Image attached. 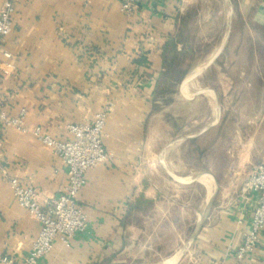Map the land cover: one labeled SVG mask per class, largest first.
Instances as JSON below:
<instances>
[{
    "label": "crops",
    "instance_id": "0c3cea01",
    "mask_svg": "<svg viewBox=\"0 0 264 264\" xmlns=\"http://www.w3.org/2000/svg\"><path fill=\"white\" fill-rule=\"evenodd\" d=\"M212 1L139 0L138 9L126 13L122 0H16L14 29L6 38L12 58L0 70V100L11 116L27 110L29 130L0 125V255L9 259L0 264H22L41 228L19 205L11 179L33 186L45 211L67 184L62 159L32 130L41 126L57 139H71L68 125L92 124L102 110L107 112L103 142L111 158L87 172L78 196L87 214L86 229L77 232L69 246L57 240L38 264L158 262L149 257L166 258L161 264L173 258L171 264H264V232L251 256L236 258L255 198L242 188L254 165L264 161L253 147L239 159L236 152L231 154L224 168L214 155L209 171L200 173L199 178L209 177L215 196L208 213L196 220L193 233L182 242L180 258L179 251L172 257L159 251L157 228L147 231V226L174 224V206L167 205L158 169L166 170L167 162H174L176 144L200 143L215 129L183 132L176 142L156 147L160 141L148 135V123L157 117V91L166 71L177 66L176 76L168 79L180 80L167 97L189 96L185 82L190 74L204 82L199 93L221 96L205 78L224 64L229 46L221 41L206 53V45L196 38L203 23L225 16L229 32L236 21L264 31V0H219L226 5L225 12H212ZM4 2L0 0V11ZM200 69L194 77L192 73ZM184 129L180 126L177 132ZM210 144L215 149L218 142ZM206 150L201 153L204 168ZM198 183L206 187L205 182Z\"/></svg>",
    "mask_w": 264,
    "mask_h": 264
},
{
    "label": "rangeland",
    "instance_id": "374dc122",
    "mask_svg": "<svg viewBox=\"0 0 264 264\" xmlns=\"http://www.w3.org/2000/svg\"><path fill=\"white\" fill-rule=\"evenodd\" d=\"M211 4L212 12L226 10V5L219 0ZM235 24L234 31L229 32L225 16L216 20L208 18L196 35L197 41L206 45V53L220 45L221 41H226L229 46L223 58L224 64L216 66L205 78L221 96H214V92L210 91L199 93L205 88L204 82L197 76L204 67L201 66L199 68L202 69L192 73L197 77L192 79L190 74L185 82L190 95L159 98L157 117L148 123L147 133L150 137L159 138L156 146L159 149L165 143L181 139L183 132L192 135L200 133L204 127H215L203 135L200 143L176 144L171 154L174 162H169L171 165L167 162L166 170L159 168L157 171V180L169 198L167 205L172 203L174 206L171 210L174 224L147 226V231L157 228L155 232L161 242L159 251L168 257L179 251L180 258L182 242H186L193 233L196 220L200 221L208 213L215 190L212 195L211 181L208 186V179L199 178V175L206 169L209 171L213 156L219 157L221 168H224L235 152L239 159L253 147L255 155H264V31L251 24L243 26L240 21ZM183 125L186 129L177 132V128ZM214 139L218 142L215 149L210 144ZM202 148L210 149L206 150V168L201 156ZM167 171L179 181H173ZM198 180L205 182L206 187ZM209 188L211 198L208 196ZM163 259L166 258H147L152 263L158 261L155 264H161Z\"/></svg>",
    "mask_w": 264,
    "mask_h": 264
},
{
    "label": "built area",
    "instance_id": "2783aa9c",
    "mask_svg": "<svg viewBox=\"0 0 264 264\" xmlns=\"http://www.w3.org/2000/svg\"><path fill=\"white\" fill-rule=\"evenodd\" d=\"M15 2L16 0H5L0 11V70L12 58L6 38L14 29ZM138 7L139 0H122L121 9L126 13H131ZM26 115L25 108H21L16 116L9 115L5 104L0 100V125L14 126L20 132H27ZM106 120L107 112L102 110L96 113L92 124H70L68 131L72 138L64 140L49 135L41 126L32 130L37 139L52 148L62 159L67 168V184L59 195L49 200L50 208L45 211L33 186L24 185L17 177L11 179V187L19 205L28 210L41 225L32 249L22 264H38L40 258L52 252L57 240L69 246L73 236L86 229L87 214L77 200L86 186L87 172L111 158L103 142ZM242 191L255 198L250 226L243 233V241L236 251V258L241 261L256 251L264 232V161L254 165ZM8 260L0 255V262Z\"/></svg>",
    "mask_w": 264,
    "mask_h": 264
},
{
    "label": "trees",
    "instance_id": "16d2710c",
    "mask_svg": "<svg viewBox=\"0 0 264 264\" xmlns=\"http://www.w3.org/2000/svg\"><path fill=\"white\" fill-rule=\"evenodd\" d=\"M177 67V66H176ZM173 66L172 70L170 71L169 69L166 71L165 76L167 77L161 83H159V88H158V99L162 97H167L169 93H172L174 91V87L177 85V83L180 82V80H173V79H168L171 78L172 76H176V68ZM174 69V70H173Z\"/></svg>",
    "mask_w": 264,
    "mask_h": 264
},
{
    "label": "bare ground",
    "instance_id": "6f19581e",
    "mask_svg": "<svg viewBox=\"0 0 264 264\" xmlns=\"http://www.w3.org/2000/svg\"><path fill=\"white\" fill-rule=\"evenodd\" d=\"M195 72H196V71H195ZM195 77H196V76H195ZM204 96H205V95H204ZM183 166H184V165H183ZM185 168H186V167H185ZM203 175H204V174H203ZM206 178L208 179V181H207V182H208V186L211 185L208 176H207ZM210 193H211V191H210V188H209V195H208V196H210ZM165 262H166V261H165Z\"/></svg>",
    "mask_w": 264,
    "mask_h": 264
}]
</instances>
